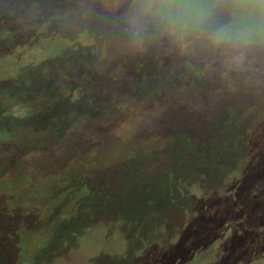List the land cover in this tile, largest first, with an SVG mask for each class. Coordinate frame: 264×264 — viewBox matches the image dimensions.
Masks as SVG:
<instances>
[{"label": "rangeland", "instance_id": "1", "mask_svg": "<svg viewBox=\"0 0 264 264\" xmlns=\"http://www.w3.org/2000/svg\"><path fill=\"white\" fill-rule=\"evenodd\" d=\"M0 10L97 48L54 73L70 92L37 98L46 118L8 104L0 264H264V0Z\"/></svg>", "mask_w": 264, "mask_h": 264}, {"label": "trees", "instance_id": "2", "mask_svg": "<svg viewBox=\"0 0 264 264\" xmlns=\"http://www.w3.org/2000/svg\"><path fill=\"white\" fill-rule=\"evenodd\" d=\"M12 14L0 10V124L5 123L7 118H15V122L24 121L9 111L8 104L13 101L30 105L32 109L37 98L40 100L44 92H48L49 97L51 93H69L68 85L62 79L59 80L62 82L60 85L56 84L57 76L54 73L58 71L63 75L80 70L82 57L89 54L93 58L97 50L94 46H81L80 36L86 28L82 29V33H75L67 27L61 26L66 30L57 29L58 27L51 29L43 23L39 29L34 32L30 29L27 33L23 30V25L14 23L16 17ZM111 30L115 33L120 29L118 25H113ZM69 39L77 42L78 49L73 50L70 47ZM46 100L48 106L55 103L50 98ZM37 105L42 106L38 101L35 119L46 118L37 112ZM30 110H25L28 117L26 121L34 119ZM11 125L12 128L16 126L15 123Z\"/></svg>", "mask_w": 264, "mask_h": 264}]
</instances>
